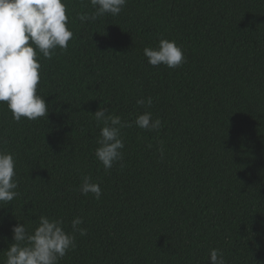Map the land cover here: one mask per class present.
Masks as SVG:
<instances>
[{
    "label": "trees",
    "instance_id": "obj_1",
    "mask_svg": "<svg viewBox=\"0 0 264 264\" xmlns=\"http://www.w3.org/2000/svg\"><path fill=\"white\" fill-rule=\"evenodd\" d=\"M66 3L68 50L37 51L48 116L17 122L0 102V150L19 182L0 202V264L13 226L33 232L41 215L75 236L59 264H210L214 248L225 264H264V0H127L85 22L90 0ZM160 39L183 49L178 68L148 63ZM101 107L131 124L108 171L95 156ZM145 111L159 130L135 125ZM85 176L100 199L80 192Z\"/></svg>",
    "mask_w": 264,
    "mask_h": 264
},
{
    "label": "clouds",
    "instance_id": "obj_2",
    "mask_svg": "<svg viewBox=\"0 0 264 264\" xmlns=\"http://www.w3.org/2000/svg\"><path fill=\"white\" fill-rule=\"evenodd\" d=\"M126 3L127 0H90L95 11L92 15L80 14L78 18L85 22L106 14L116 16ZM69 19L66 0H0V102H6L17 122L22 118L36 120L48 116L50 105L37 94L41 69L37 51L48 59L57 48L66 52L74 35L68 26ZM144 55L150 65L159 67L163 64L170 69L178 68L186 59L176 41L168 39H160L156 48L146 47ZM152 102L151 97L136 101L138 106L146 104L149 107ZM92 115L97 126L101 122L104 125L95 156L108 171L123 160L122 129L131 124L110 114L105 107ZM134 123L148 131L162 127L161 120L153 119L149 111L138 115ZM15 169L14 155L0 150V202H11L19 195ZM80 192L85 196L92 193L97 200L102 195L100 185L87 176L82 178ZM82 224L81 217L74 218L72 232L86 235L87 230L80 227ZM37 225L33 232H29L23 223L13 226L14 243L5 252V264H59V260L75 248V236L65 231L62 219L41 215ZM209 257L210 264H225L219 249H211Z\"/></svg>",
    "mask_w": 264,
    "mask_h": 264
}]
</instances>
